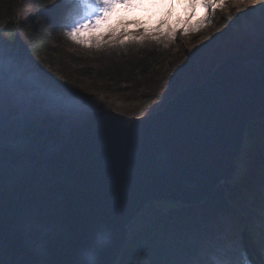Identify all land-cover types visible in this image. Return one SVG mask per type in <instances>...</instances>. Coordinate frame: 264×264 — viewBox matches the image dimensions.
Wrapping results in <instances>:
<instances>
[{
  "label": "water",
  "instance_id": "water-1",
  "mask_svg": "<svg viewBox=\"0 0 264 264\" xmlns=\"http://www.w3.org/2000/svg\"><path fill=\"white\" fill-rule=\"evenodd\" d=\"M264 118V45L160 109L86 110L0 69V264H114L151 200L202 203Z\"/></svg>",
  "mask_w": 264,
  "mask_h": 264
},
{
  "label": "rangeland",
  "instance_id": "rangeland-1",
  "mask_svg": "<svg viewBox=\"0 0 264 264\" xmlns=\"http://www.w3.org/2000/svg\"><path fill=\"white\" fill-rule=\"evenodd\" d=\"M31 3L26 15L36 17L38 11L36 3L35 1ZM45 4L60 6L62 9L58 13V19L65 18L67 25L49 29L46 39L41 44L35 30L31 27L32 30L28 31L27 38L22 42V51L18 58L12 61L2 59L0 56V69L21 78H30L49 94L86 110L112 109L128 116H141L143 114L120 111L116 105L125 107L137 104L150 105L158 101L153 97L154 89H169L173 82H176L177 93L191 85L188 79L193 78L190 72L192 65L200 67L199 62L202 57L207 54L212 55L213 51L215 54L219 50L215 58H209L211 71L226 55L237 53H228L230 49H237L242 45L244 51H247L252 50L251 43L259 44L260 47L264 45L261 41L263 35L256 25L258 20L264 22V7L260 4H257L253 11V6H246L238 0H225V7L218 8L214 14H211L198 3L196 13L193 15L188 0H133V7L118 5L109 14L107 20L101 21L99 28L81 33L88 41L87 44L77 42L68 36L72 27L80 19L79 16L73 14L70 6L72 3L69 4L66 0H46ZM206 16L211 22L202 26L200 31L189 32L187 35L180 31L174 41L159 42L164 45L165 51L156 66L155 83L152 89L140 88L136 100L129 101L125 98L127 93L124 87L129 83L118 84L114 80L105 83V80L96 72L100 57L108 52V49L122 47L126 44L120 43L121 41L133 37L138 40L139 37L145 35L151 37L157 34L158 29L167 30L168 25L184 28L187 26L184 21H188L189 17H191L192 24H197ZM178 20L181 21L180 24H177ZM240 31L248 32L243 35ZM92 37H99L100 47L92 42ZM241 153L237 157L238 169L243 165L240 159ZM249 195L251 197L249 204L244 209L220 212L215 217L204 220L203 228L189 230L190 236L201 235L206 237L207 242L198 247L196 256L191 258L187 264H219L217 251L220 249L223 252L224 247L226 252L229 250L226 248L235 250L236 254L231 260L233 264H261L264 261V230L260 231L255 239L246 236L243 228H239L234 236L227 235L225 222L229 217H235L237 213L243 220L242 225H248L247 217L252 211H255L252 215L256 220L254 224L264 223V182L262 188L251 191ZM152 203L156 206V212H163V208L170 209L174 203L180 202L155 199ZM199 211L196 212L198 215ZM149 214V208L144 209L142 215L129 226L131 232L132 229L137 228L135 223L138 221L140 223L142 217L150 216ZM216 229L219 231L212 232ZM250 240L252 245L248 244ZM134 242L135 236L130 246V252L133 253L136 251ZM228 258L231 257L228 256Z\"/></svg>",
  "mask_w": 264,
  "mask_h": 264
},
{
  "label": "trees",
  "instance_id": "trees-1",
  "mask_svg": "<svg viewBox=\"0 0 264 264\" xmlns=\"http://www.w3.org/2000/svg\"><path fill=\"white\" fill-rule=\"evenodd\" d=\"M32 1H35L38 9L36 17L26 15ZM70 1L66 0L69 4L72 3ZM45 3L46 0H0V56L2 59L13 61L18 58L22 51V42L27 38L28 31L32 30L31 27L35 30L41 44L46 39L49 29L67 25L65 18L58 19V13L62 8L57 4L46 5ZM70 6L72 10L76 7L74 3ZM262 22L258 20L256 25L261 30L263 35L261 41L264 43ZM245 32L248 31H240V34L244 35ZM251 45V49L260 47L259 44L251 43ZM164 48L163 44L151 39L144 42L137 40L126 43L122 47L110 48L100 57L96 72L105 80V83L110 80L118 84L129 83L124 87L127 93L125 98L134 101L137 99L140 88L152 89L157 74L156 66L164 54ZM242 51L244 48L241 45L237 49H230L228 53ZM215 54L213 51L212 55H204L199 62L200 67L192 65L190 72L193 78L188 79L189 84L201 82L207 77L212 69L211 65L209 66V58H215ZM176 90V82H173L169 89H154L153 97L158 99L157 102L126 107L116 105V108L131 114H144L158 110L176 93ZM240 159L243 165L238 169L233 180L213 188L204 202L174 203L170 209L159 213L149 224L142 227L135 235V245H133L136 251L130 252L129 264H187L196 256L198 247L204 241L207 242L206 237L201 235L190 236L189 230L203 228L204 220L215 217L222 210L244 209L249 204L251 198L249 193L264 180V118L249 120Z\"/></svg>",
  "mask_w": 264,
  "mask_h": 264
},
{
  "label": "snow or ice",
  "instance_id": "snow-or-ice-1",
  "mask_svg": "<svg viewBox=\"0 0 264 264\" xmlns=\"http://www.w3.org/2000/svg\"><path fill=\"white\" fill-rule=\"evenodd\" d=\"M239 3L246 6H253L252 10L255 11V6L260 4L264 7V0H238ZM72 3L76 5L73 9V14L79 16V21L72 27L71 31L68 33V36L77 42L87 44L88 41L81 35V33L86 32L90 29H96L100 27V23L103 20L109 18V14L118 6L124 5L126 7H133V0H72ZM199 3V6L206 9L209 13L214 14L218 8L225 7V0H188L189 7L192 9V14L195 15L196 8ZM211 21L206 16L205 19L198 21L197 24L191 23V17L188 21H184L187 25L184 28L174 27L168 25L167 30L158 29L157 34L152 35L151 37L145 35L138 38L139 42H144L147 39L156 41L157 43L161 41H174L178 32L183 31L185 35L189 32L200 31L201 27L210 23ZM166 23V21L164 22ZM181 21H177V24H180ZM264 26V22H262ZM93 43L97 44V47H100L99 37L91 38ZM137 38L133 37L121 41L120 43H130L136 42ZM158 106V105H157ZM235 235V229H234ZM219 264H233L231 260H222ZM264 264V261L261 262Z\"/></svg>",
  "mask_w": 264,
  "mask_h": 264
},
{
  "label": "bare ground",
  "instance_id": "bare-ground-1",
  "mask_svg": "<svg viewBox=\"0 0 264 264\" xmlns=\"http://www.w3.org/2000/svg\"><path fill=\"white\" fill-rule=\"evenodd\" d=\"M150 17H152V15H150ZM263 182H264V180L260 182V184L256 187V189L262 188L263 187ZM261 200L263 201V199H261ZM159 211H161V210H159ZM224 211L234 212V210H230V209L222 210L220 212H224ZM163 212L162 211L161 212H157V215L159 213H163ZM254 214H255V211H252V213L247 217L248 218V221H249L247 226L242 225L243 220L240 217V214L237 213V214H235V217L234 216L233 217L232 216L229 217L227 219V221L225 222V225L227 227V235L234 236V229H235V234H236L238 232L239 228H243L245 230L246 236H248L251 239H253V238L255 239V237L257 236V234L260 233V231H263L264 230V223H261L259 225L258 224H254V223H256V220H254V218L252 216ZM218 231L219 230L216 229L214 231V233L215 232H218ZM202 244H206V242L204 241ZM248 244L252 245V241L251 240H250V242L248 241ZM226 250H228L227 251L228 254H226L227 252L225 251V247L223 249V252H222V250L218 249V251H217L219 253V254H217V255H219L218 256L219 257V260L218 261H222V260H232L233 259L232 257L236 254L235 250L234 249H230V248H226ZM228 256L231 257V258H228ZM214 264H218V263H214Z\"/></svg>",
  "mask_w": 264,
  "mask_h": 264
},
{
  "label": "built area",
  "instance_id": "built-area-1",
  "mask_svg": "<svg viewBox=\"0 0 264 264\" xmlns=\"http://www.w3.org/2000/svg\"><path fill=\"white\" fill-rule=\"evenodd\" d=\"M165 201V200H164ZM153 200L151 201H148L143 207L142 209L137 213V215L129 222L128 224V228H127V239H126V242L123 246V248L121 249L120 253L118 254L117 258L115 259L114 261V264H129V252L131 251V241L133 240L135 234L140 230V228L144 227L145 225L149 224L151 222V220L157 215V209H156V206L153 205ZM146 208H149V211H150V216H147L145 218L142 217V220L137 222L139 225H137V223H135V227L137 228H134V230L132 229V232L131 230L129 229V226L132 225V223L139 217L142 215V212L144 211V209ZM169 208L166 207V208H163V211L165 210H168ZM147 221V222H146ZM133 236V238H132ZM132 238V239H131Z\"/></svg>",
  "mask_w": 264,
  "mask_h": 264
}]
</instances>
